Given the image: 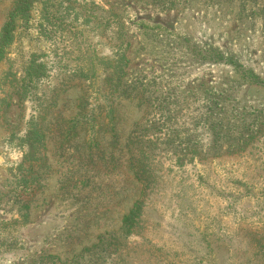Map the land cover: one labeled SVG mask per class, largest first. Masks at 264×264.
<instances>
[{"label":"rangeland","instance_id":"374dc122","mask_svg":"<svg viewBox=\"0 0 264 264\" xmlns=\"http://www.w3.org/2000/svg\"><path fill=\"white\" fill-rule=\"evenodd\" d=\"M14 7L0 264H264V0Z\"/></svg>","mask_w":264,"mask_h":264},{"label":"trees","instance_id":"16d2710c","mask_svg":"<svg viewBox=\"0 0 264 264\" xmlns=\"http://www.w3.org/2000/svg\"><path fill=\"white\" fill-rule=\"evenodd\" d=\"M162 1V0H161ZM32 3V0H15V7L11 12V15L13 17H15L16 15H18L19 13L25 12L28 10V7L30 6V4ZM10 31H11V27L8 26V23L5 25L4 29H3V35H2V44L6 43L10 37ZM33 70L31 71H27V77L28 79L31 81L33 79L34 76H38V70L35 69V67H32ZM82 106L80 103L78 105L79 110L77 111L76 115L74 118L71 119V122H73V125L69 128V133L70 134H75L76 132V126L79 125V127H82L85 123H87L88 121H92L95 120V116L92 113V110L89 109V111L85 112L84 110H82ZM36 125V124H35ZM81 125V126H80ZM33 135H38V136H42L41 133L38 132V130L36 129V126L33 127V131H31ZM35 137L33 136V139ZM32 146V145H30ZM28 179L25 177L24 175L21 177L20 182L22 185H25L28 182ZM138 201H135L132 204V208L129 210L128 214L124 217L123 219V223H128L129 221L132 220V217L137 213L138 211Z\"/></svg>","mask_w":264,"mask_h":264}]
</instances>
